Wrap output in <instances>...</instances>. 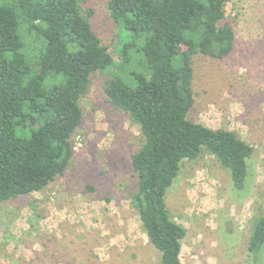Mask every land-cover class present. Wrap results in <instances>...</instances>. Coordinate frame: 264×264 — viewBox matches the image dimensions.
<instances>
[{"label": "trees", "instance_id": "1", "mask_svg": "<svg viewBox=\"0 0 264 264\" xmlns=\"http://www.w3.org/2000/svg\"><path fill=\"white\" fill-rule=\"evenodd\" d=\"M231 0H110L125 59L105 86L143 136L132 155L138 177L132 204L161 253L160 264H183L186 228L170 214L166 194L185 160L214 155L237 189L249 178L254 147L229 129L189 118L194 106V57L227 56L235 31ZM80 0H0V202L43 191L63 175L74 155L72 137L83 122L81 98L95 73L118 64ZM121 47V46H120ZM135 55H139L136 57ZM132 61L142 68L123 75ZM264 250V215L248 251Z\"/></svg>", "mask_w": 264, "mask_h": 264}, {"label": "rangeland", "instance_id": "2", "mask_svg": "<svg viewBox=\"0 0 264 264\" xmlns=\"http://www.w3.org/2000/svg\"><path fill=\"white\" fill-rule=\"evenodd\" d=\"M109 2L80 0L118 64L95 73L80 100L83 122L72 137L75 152L66 172L43 191L0 202V264L161 263L132 204L138 186L132 155L143 136L105 91L114 72L123 70L129 38ZM226 15L235 31L233 50L223 58L195 55L189 118L237 132L254 153L244 189L235 188L212 154L182 163L166 203L187 230L183 264H255L248 241L264 215V0H231ZM140 68L132 61L122 75L131 82L129 73ZM256 264H264V250Z\"/></svg>", "mask_w": 264, "mask_h": 264}]
</instances>
